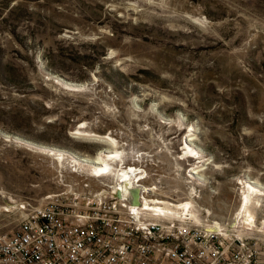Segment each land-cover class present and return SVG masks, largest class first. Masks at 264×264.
Instances as JSON below:
<instances>
[{"label": "rangeland", "instance_id": "rangeland-1", "mask_svg": "<svg viewBox=\"0 0 264 264\" xmlns=\"http://www.w3.org/2000/svg\"><path fill=\"white\" fill-rule=\"evenodd\" d=\"M81 127L144 151L174 203L195 188L201 220L264 248V199L255 227L237 214L246 182L264 188V0H0L1 235L86 177L72 158L111 151ZM189 171L196 186L173 181Z\"/></svg>", "mask_w": 264, "mask_h": 264}, {"label": "built area", "instance_id": "built-area-1", "mask_svg": "<svg viewBox=\"0 0 264 264\" xmlns=\"http://www.w3.org/2000/svg\"><path fill=\"white\" fill-rule=\"evenodd\" d=\"M140 151L107 171H93L94 183L79 181L77 194L57 193L44 205L28 204L21 226L0 234V264H264V248L254 247L253 232L232 233L231 223L208 216L197 223L145 208L146 198L162 192L166 179L158 163L139 160ZM146 164L151 166L143 172ZM126 171L130 181L142 183L138 206ZM178 176L173 181L183 187L197 185L190 171ZM199 193L194 188L190 198L199 199Z\"/></svg>", "mask_w": 264, "mask_h": 264}, {"label": "bare ground", "instance_id": "bare-ground-1", "mask_svg": "<svg viewBox=\"0 0 264 264\" xmlns=\"http://www.w3.org/2000/svg\"><path fill=\"white\" fill-rule=\"evenodd\" d=\"M78 134L88 135L89 136L92 133L89 130L84 129V127H81V128H79ZM92 135L94 137L102 140L103 142L108 143L109 145L112 146V148L114 147V149L111 148V151H107L105 153L103 152V153L99 154L98 156H96L93 159H87V161L89 163H84V162H81L79 160H75V159L72 158L70 160V162L71 163H74L75 166H77V168H79V171L82 170V173H83L84 170H85V171H89V173L86 175L85 178H82V179L78 180L75 183H71V185L68 187L67 191H65V192H72V193H76L77 194L78 192L76 190V187H77L76 185H77V183L79 181H81V180H87L88 182H90L92 184L94 183L93 178L90 176V175H93L92 174L93 171H103V170H106L107 171L110 168H112L113 165H115L117 163V161H122V160L124 161L128 157L135 158L136 157V154L139 153L138 151H136L134 153H131L130 152L131 153L130 154V153L125 152L126 149L125 150H119L117 148L118 141H116V139L114 137L110 136V135H98V134H94V133ZM193 135H190L192 137H189L187 139L186 147L184 149L189 151V157L190 158H195V159L203 160L204 157L200 154V152H198L196 149H194L193 147H191V143L195 140V138L193 137ZM48 152L50 153V155H54L53 156L54 157V160H57V161L60 160V159L66 160L65 155L63 153H56V152H52V151H48ZM140 154H141V152H140ZM68 159H70V158H68ZM140 159L142 161H150L152 163L154 162V160L152 159V157L150 155H148L147 153H144L142 155V158H141V156H139V160ZM205 160L202 161V162L205 163L206 162ZM202 162H198V163H202ZM150 166L151 165H149V164L144 165L142 167L143 172H146L149 169ZM199 167H201V166L198 165L197 167H195V169H193L191 171V174H195V175L196 174H199V171L196 170V169L200 170ZM74 172H76V169L74 170ZM129 175L130 174H129L128 171L124 172V176L126 177L127 181H130L131 180V179H128L129 178ZM142 175H144V173ZM241 183L242 184L244 183V180L243 179H242ZM256 183L257 182H255V184ZM127 184L129 186V188L135 193L138 190L139 185H141L142 183H136V182L134 183L133 181H130ZM252 184H254V183L251 182L250 184H247V182H246L243 185V189H242V191L240 193V199H239L238 213L237 214L239 216H241V218H242V219H240V223L241 224H243V225H249V226H254L255 227L256 225H254V224H247L248 221L246 219L249 218V215L248 214L251 213L250 210H253V207L256 206V205H258L257 204V201L258 200H261V199H264V188L257 187V186L252 185ZM54 194H57V193H54ZM54 194H49V195H54ZM49 195H47V196H49ZM70 195L71 194H69V196ZM46 197H45L44 200H46ZM169 199H170V196L165 195V193L162 190V192H160L158 195L157 194H152V195H150V198H146L145 203H144V207L147 208V209H151L153 211H157L159 214L161 213V214H163V215H165L167 217L177 218V219L189 217V218L195 220L198 223L201 222V219L198 217V210L195 207L196 204H195L194 199L191 198V199H189L186 202L181 203V204L172 203V202L169 201ZM70 202H72V201H70ZM133 204H136L135 206H138V203L137 202L136 203H133ZM27 205L28 204H26L25 207ZM25 207H24V209H25ZM26 216H25V219H26ZM23 221L21 222V224L23 223ZM251 221L253 223L254 222L257 223L256 220L255 221L251 220ZM21 224H20V226H21ZM262 224L264 226V220H263Z\"/></svg>", "mask_w": 264, "mask_h": 264}, {"label": "water", "instance_id": "water-1", "mask_svg": "<svg viewBox=\"0 0 264 264\" xmlns=\"http://www.w3.org/2000/svg\"><path fill=\"white\" fill-rule=\"evenodd\" d=\"M47 152L48 151H54V150H52V149H49V148H47V149H45ZM55 152V151H54ZM81 160H83V159H81ZM193 177V176H192ZM134 193V192H133ZM134 195H135V199H134V202L136 203H138V190L134 193Z\"/></svg>", "mask_w": 264, "mask_h": 264}]
</instances>
